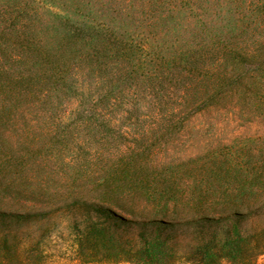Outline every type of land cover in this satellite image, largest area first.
<instances>
[{
    "label": "trees",
    "instance_id": "trees-1",
    "mask_svg": "<svg viewBox=\"0 0 264 264\" xmlns=\"http://www.w3.org/2000/svg\"><path fill=\"white\" fill-rule=\"evenodd\" d=\"M202 9L0 0V264H264V145L180 150L264 120V34Z\"/></svg>",
    "mask_w": 264,
    "mask_h": 264
},
{
    "label": "rangeland",
    "instance_id": "rangeland-1",
    "mask_svg": "<svg viewBox=\"0 0 264 264\" xmlns=\"http://www.w3.org/2000/svg\"><path fill=\"white\" fill-rule=\"evenodd\" d=\"M180 1L201 4L205 10L197 11L196 15L205 13L207 20L213 19L215 30L264 34V0ZM212 3L217 6L208 8ZM184 135L186 141L180 150L190 156L257 150L264 145V120H249L237 112L197 116Z\"/></svg>",
    "mask_w": 264,
    "mask_h": 264
}]
</instances>
